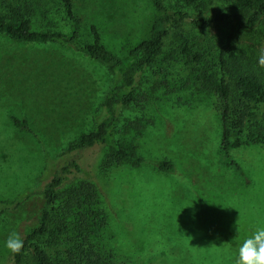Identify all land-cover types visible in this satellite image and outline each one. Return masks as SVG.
Instances as JSON below:
<instances>
[{
    "label": "rangeland",
    "instance_id": "1",
    "mask_svg": "<svg viewBox=\"0 0 264 264\" xmlns=\"http://www.w3.org/2000/svg\"><path fill=\"white\" fill-rule=\"evenodd\" d=\"M72 1V17L61 0H0V14L18 8L31 14L36 29L71 33L75 27L81 43L92 41L94 26L102 43L122 54L148 37L158 13L152 0ZM200 1L207 14L231 9L222 0ZM185 10L200 14L197 7ZM230 31L225 22L171 28L163 53L139 77L136 100L119 111L115 139L144 161L109 164L107 145L75 153L83 171L70 173L65 186L90 181L95 199L83 204L80 223L72 214L60 244L40 240L53 258L78 256L76 237L84 233L109 264H234L238 244L264 220V143L256 138L264 128V100L251 103L245 133L232 135L240 141L230 152L241 174L222 155L219 97L204 82V73L222 75L219 54ZM183 45L190 54L181 52ZM197 52L202 59L192 60ZM262 53L264 19L225 49L227 81L249 71L264 82ZM114 78L70 45L0 33V200L11 205L0 214L2 264H12L7 235L16 231L24 239L38 223L49 157L94 128ZM13 116L29 128L17 126ZM155 159L173 161L175 171L158 170L150 162Z\"/></svg>",
    "mask_w": 264,
    "mask_h": 264
},
{
    "label": "trees",
    "instance_id": "2",
    "mask_svg": "<svg viewBox=\"0 0 264 264\" xmlns=\"http://www.w3.org/2000/svg\"><path fill=\"white\" fill-rule=\"evenodd\" d=\"M61 1L67 15L72 17L73 1ZM175 1L181 6L169 8L166 0H152L158 13L152 21L148 37L122 54L108 49L102 43L99 31L94 26L91 27L92 41L81 43L79 32L75 27L71 33L53 29H36L33 26L31 14L24 13L18 8H13L11 15L0 14V33L17 41L57 42L70 45L75 51L105 65L115 76L96 116L94 128L71 141L64 152L56 157H49L45 177H50V179L44 185V203L38 223L24 237L21 252L12 254V264H27L28 259H31L34 264H109L101 251L91 243L87 234H78L76 237L78 256L69 253L68 259H63V261L53 258L40 240L46 239L50 246L60 244L62 237L67 234L71 226L72 214L75 213V220L80 223L79 215L84 216L83 204L95 199L94 184L90 181L84 180L78 184L72 183L65 186L70 173L83 171L75 153L85 151L95 145H107L111 149L107 158L109 164L116 159H128L135 163L144 161V158L133 149L124 148L116 141L115 132L119 123V111L122 106L130 105L136 100L139 77L163 53L166 39L173 27L177 28L186 22L199 28L222 22L228 23L231 27L227 41L219 54L222 75L212 78L204 73V82L212 83L219 97L222 155L241 174H244L243 169L231 156V148L240 143L239 139L232 140V135L233 132L238 135L245 133L247 122L253 114L251 103L264 100V82L258 74L242 71L230 84L225 77L226 58L224 55L225 49L237 42L242 32L253 29L264 19V0H222L230 3L231 9L212 14H207L201 8L200 0ZM188 7H197L200 14L191 15L185 10ZM179 36L188 42L183 34L180 33ZM181 52L190 54L191 50L187 45H183ZM191 58L199 61L202 59V54L193 53ZM234 92H236L235 98L233 97ZM13 120L17 126L29 128L26 119L20 120L13 116ZM256 138L264 143V128L256 132ZM150 162L158 170L175 171V164L171 160L155 159ZM10 207L8 202L0 200V214ZM75 258L78 259V263Z\"/></svg>",
    "mask_w": 264,
    "mask_h": 264
},
{
    "label": "clouds",
    "instance_id": "3",
    "mask_svg": "<svg viewBox=\"0 0 264 264\" xmlns=\"http://www.w3.org/2000/svg\"><path fill=\"white\" fill-rule=\"evenodd\" d=\"M258 63L264 67V53L260 55ZM23 246L24 240L16 231L10 232L4 241V247L12 254L21 252ZM234 264H264V220L258 221L257 226L238 244Z\"/></svg>",
    "mask_w": 264,
    "mask_h": 264
}]
</instances>
